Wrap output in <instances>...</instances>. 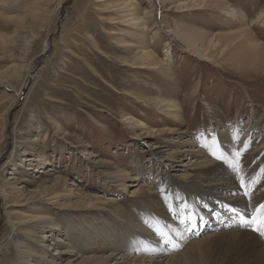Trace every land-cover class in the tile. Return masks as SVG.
<instances>
[{"label":"rangeland","instance_id":"1","mask_svg":"<svg viewBox=\"0 0 264 264\" xmlns=\"http://www.w3.org/2000/svg\"><path fill=\"white\" fill-rule=\"evenodd\" d=\"M125 1L0 0V183H7L8 193L16 197L18 191L27 195L38 185L35 178L48 177L50 170L67 178L66 190L57 192L47 185V199L57 200L56 205L44 201L35 209L25 210L53 219L50 227L26 232L24 227L9 225L0 199V264H14L18 249L29 250V264H54L53 258L60 259L58 264L70 260L76 264L79 254L66 253L70 226L83 225V216L87 223L102 216L132 219L144 205L166 234L174 237L180 251L202 240L193 252L197 262L244 264L246 255L240 249L237 232L243 228L257 232L252 224L245 227L237 220L250 218L257 203L251 196H244L245 202L235 200L237 191L232 189L239 181L230 166L225 180L221 176L198 183L202 196L195 203L181 193L176 194L172 207L162 201L158 191L149 194L148 188L158 174L168 173L166 177L175 179L187 171L191 158L186 156L182 164L180 159L169 158L185 140L195 149L192 147H197L199 140L212 141L217 128L230 129L235 124L248 127L241 130L245 135L250 130L253 136L261 135L262 131L254 133L252 127L264 114V76L247 74L219 50L209 52L211 61L202 59L191 46L201 50L205 43L201 35L246 28L264 45V28L259 23L249 27L243 22L257 20L264 11V0H213L218 2L216 6L194 12L178 8L176 0H128L131 4L123 7ZM217 6L234 8L246 18L235 22ZM135 13L144 17L142 23L147 28L142 23L127 24ZM145 50L163 63L156 68L136 69L122 62ZM30 67H34V74L29 80L26 77L23 86ZM169 103L176 106L169 107ZM262 139L264 142L263 135ZM251 153L243 154L239 173L243 177ZM36 154L40 155V165L24 161ZM252 162L264 168V150ZM119 171L138 176V186L131 187L123 178L115 177ZM189 173L192 176L195 172ZM11 177L22 179L14 182ZM14 186L16 190H12ZM138 188L141 192L133 194ZM93 194L101 195L110 206L74 210L80 208L75 207L80 198ZM183 204L195 215L197 226L192 231L180 223ZM222 205L233 206L242 215ZM239 207L245 211L241 213ZM9 209L14 212L25 207ZM66 216L72 221L67 222ZM205 220L213 230L201 231L207 225ZM12 232L23 239L20 245L16 238L9 241ZM44 236L52 243H42ZM58 241L66 254L53 256Z\"/></svg>","mask_w":264,"mask_h":264},{"label":"bare ground","instance_id":"2","mask_svg":"<svg viewBox=\"0 0 264 264\" xmlns=\"http://www.w3.org/2000/svg\"><path fill=\"white\" fill-rule=\"evenodd\" d=\"M175 3H177L176 5L178 8L181 7L188 12L199 11L204 9L206 6H216L218 4L217 1L213 0H176ZM125 4L129 5L131 2L129 3L127 0L122 6L124 7ZM217 7L220 8L222 14L231 18L235 22L239 21V17L243 19L246 18L243 12L240 13L234 8H225V6ZM145 14H150V12L146 11ZM143 20L144 17L142 15L140 16V14L135 13L127 24L130 26H137L140 25ZM243 22L245 23V26L248 25L249 27L253 24L259 23L261 27L264 28V11L258 15L257 20H254L251 23H248L246 20H243ZM141 25L144 26V28H147V24L145 22ZM246 29L240 30L238 32H229L227 34L214 36L201 35L200 39L205 41L204 45L200 47L201 50L196 49L195 46H191V48L195 49L194 54L196 56L207 61H211V56L209 54L211 50H219L221 53H227L230 60L234 62V64H237L243 71H247V74H254L256 77L264 76V45L261 44L257 39L251 37L250 33ZM133 55L134 56L131 59L134 61L123 60L122 62L132 65V67L136 69H145L148 67L156 68L163 63L162 60L159 62L154 54L150 51H137ZM33 68H28L27 73L24 74L25 80L23 82V86L26 83V77H30L29 75L31 73L29 72H32ZM10 80L12 79L9 78L8 81ZM175 106V103H169V107ZM142 125L145 126L143 123ZM252 128L254 129V133H260L262 131L261 135L257 136V134H255L253 136L251 135V130L247 133L248 135H245V132H242L241 130H248V127L242 128L240 125L235 124L234 127L230 129H227L226 126L217 128L214 138L219 143H223V145H221L222 149L227 150L229 156H231V150L234 146L236 148L242 149L244 145L251 142L250 147L246 151L252 152L253 154L251 153L252 156L249 158L245 166L246 171L244 170L246 174L244 180L247 184L245 191L249 193V196L256 200V207H258L260 204H264V175L262 174L264 168L259 165L253 166L252 159L255 157V155L260 156L264 150V147H262L264 142L260 141V139H262V135L264 136V114L261 115L259 121H257L255 126ZM189 141L190 140H185L183 143L179 144V147H176V149H174L169 154L170 159H180L179 162H181V164L183 162L182 160L186 156L191 158L192 160L188 165L189 167L187 168V171L184 174H181L179 178L175 179L174 177H171V175H167L166 177V174L168 173L165 175L158 174L159 177L154 179L152 187L148 188L149 194H153V190L156 192L158 191V193L162 196V201H165L168 203V205L171 204L172 207L176 205L173 203L176 194L182 193L186 196L188 201L195 203L196 201L200 200L202 196L200 189L197 187L199 182H207L214 178L216 179L217 177L220 178L221 176H223L221 180H225V178L228 177L225 175V171H227L229 166L226 163H224L223 166L217 164L216 161L218 160L211 156V151L214 148L211 140L208 138L199 140V145L197 147H192L195 149H190L193 144L190 141L192 144L191 145ZM173 143L175 142H171V144ZM181 147L185 149L181 151L179 149ZM39 157V154L29 155L27 158H24V161L34 162L37 163V165H40ZM44 163L48 166L50 165L49 160H45ZM186 166L180 165L179 167ZM214 167H216V169H213ZM155 169L156 168H153V171ZM156 170L158 171V169ZM191 170L195 172L192 176L189 173ZM119 173L121 174L117 173L115 174V177L118 179L123 178L131 187L138 186L136 185L137 182L140 181L138 176L131 177L127 173L120 171ZM153 176L152 178H154ZM13 177L10 179H13L14 182H18L22 179V176L20 178ZM23 181H26V179L23 178ZM34 181L38 184L35 188L28 191L27 195L25 196L23 193L18 191L16 197H13V192L10 194L8 193L6 188L9 185L7 183H0L1 207L5 210L7 223L13 227H24L26 232L33 231L34 227L41 229L45 226L50 227L53 224V219L46 217V215L40 214V212L35 213V211L26 212L25 210L30 207L33 209L37 208L38 206H36V204L39 202L50 201L47 199L48 184L52 186V189H56L57 192L61 191L62 189L66 190L67 178L62 177V175H57L50 170L48 177L38 175ZM15 187L16 186L12 187V190H16ZM210 187L216 189L221 188L219 185H210ZM20 189H22V187H20ZM238 189L239 186L232 189L233 191L235 190V192L237 191V197L235 200L245 202L246 197L243 195L244 190L238 191ZM251 189L254 190L253 194L249 192ZM139 192H141V190L138 188L133 194H137ZM53 194H55L54 197H57L55 192H53ZM80 196L82 197V195H79V197ZM101 198L102 196L99 194H93L90 197L80 198L79 201L76 202L77 204H75V207L80 208L74 210L91 211L98 209V207H100L102 204L110 206L108 202L104 203ZM11 202L14 204H9ZM50 202L55 205L57 204V200ZM31 203L32 205L30 206ZM20 205H23L25 209L16 210L14 212L9 209L12 206L16 207ZM62 205L65 206V203H62ZM222 208H224V205H222ZM238 210L241 213L245 211V209L241 210L240 207ZM100 213L101 212H99V214ZM153 214L154 213H152L148 207L146 208L144 205L138 210L136 217L132 219L124 217L121 220H116V218L111 216H102L97 219V222L87 223L84 219L85 217L83 216V225L81 222H79L77 225L69 227L68 239L70 242L66 247V253H74L76 251V253L79 254L80 257L76 259V264H110L112 260H114V262L111 264H202L197 262L198 260L195 254H193L194 250L203 244L202 240L193 241L188 247L180 251V247L177 243H175L174 237L172 235L166 234V230L162 227L161 223ZM66 221L70 222L72 220L66 216ZM238 221L241 222V220ZM208 225L209 224L205 225L204 229L201 231L204 232L205 230H213V227H207ZM247 225L248 224H246L245 227ZM157 231L163 232L166 234L167 238H171L175 244V247H173L172 244L163 243L160 236L157 235ZM199 231L198 234L201 233ZM237 233L240 234L239 241L242 243L240 249L246 255V259L243 261L244 264H264V236L245 230V228H243V230H239ZM11 235L12 236L9 237V241L13 238H16L15 242L20 245V242H22L23 239H19L14 232H12ZM49 239L50 238L47 236H44L42 243H52V240ZM59 246L60 244L58 241L55 243L56 248L53 256L66 254L62 252ZM145 248L148 249V251H143ZM153 249H155V251H153ZM29 254L30 252L27 249L16 250L13 260L14 264H29L30 258L32 257L31 254ZM59 260L53 258L52 261L54 264H58L59 262L57 263V261ZM23 261H25V263ZM36 264L39 263L37 262ZM65 264L74 263L72 260H70Z\"/></svg>","mask_w":264,"mask_h":264},{"label":"snow or ice","instance_id":"3","mask_svg":"<svg viewBox=\"0 0 264 264\" xmlns=\"http://www.w3.org/2000/svg\"><path fill=\"white\" fill-rule=\"evenodd\" d=\"M250 143L244 145V147L236 148L235 146L231 150V156L232 158H229L227 150H222V147L220 143L213 138L212 139V145L214 146L213 150L211 151V156H213L216 160L221 161L223 163H226L228 166H230L235 173H237V179L239 181V188L241 190L246 189L247 185L245 183L244 177L239 175V173L242 171V157L244 152L248 150L250 147ZM244 196H249V193L247 191H244ZM227 211L233 212L234 214L241 216L239 212H237V209L233 206L224 205ZM185 210H188L185 212ZM171 211V209H170ZM179 218L180 223H186L188 225L187 231H192L194 228H196V218L194 213H192L189 210V205L183 204L182 210L179 212ZM241 221L244 224H252L253 231L257 232L259 235L264 236V204H260L258 207L254 208L253 213L251 214V217H245L241 216ZM157 235L160 236L161 240L165 244H172L173 247H175L174 242L171 240V238H167L166 234L163 232L157 231ZM143 251H148V249H143ZM155 251V249H153Z\"/></svg>","mask_w":264,"mask_h":264},{"label":"water","instance_id":"4","mask_svg":"<svg viewBox=\"0 0 264 264\" xmlns=\"http://www.w3.org/2000/svg\"><path fill=\"white\" fill-rule=\"evenodd\" d=\"M33 74H34V73H33V71H32L31 74H30L29 76H32ZM29 79H30V78L28 77L27 80H29Z\"/></svg>","mask_w":264,"mask_h":264}]
</instances>
